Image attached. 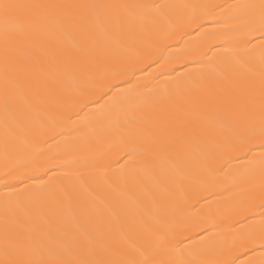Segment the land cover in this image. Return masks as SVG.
<instances>
[{
  "label": "snow or ice",
  "instance_id": "snow-or-ice-1",
  "mask_svg": "<svg viewBox=\"0 0 264 264\" xmlns=\"http://www.w3.org/2000/svg\"><path fill=\"white\" fill-rule=\"evenodd\" d=\"M172 7L157 3L68 4L45 0H0V78L4 84L5 112L10 113V106L16 104L37 111L40 105L46 104L44 94L49 91L50 82L63 85L65 77L83 90L80 97L72 102V107L83 111L89 102L98 104L105 96L111 101L116 93L111 96L109 93L118 88L114 81L124 72L116 71L109 75L89 67L90 61L101 56L97 34L102 35L105 44L123 48L124 41L113 40L114 34L135 33L137 28L154 29L156 39L163 42L168 37L156 29V25L160 20L173 23L165 14V10ZM184 7L192 8L193 14L187 21L176 20L175 26L190 27L195 24L194 30L202 32L203 25L199 23L201 15L197 9L205 6ZM227 8L233 11L225 23L228 20L242 22L239 28L234 29L242 31L243 35L242 47L234 57L235 63L250 71L259 61L258 88L254 80H249L248 86L242 89L223 82L210 87L205 81L219 69L211 63L212 58L205 63L194 49L164 57L157 55L163 51L157 46L147 53L144 59L160 67L196 56L197 63L202 64L206 71L200 74L201 82H193L190 73L171 82L175 91L169 94L165 89L166 94L170 100L175 101L179 97L182 101L174 107L160 103V97L150 89L142 98L144 111L135 117L139 125L136 142L122 145L104 165L92 164V169L110 183L120 199L129 198L130 183L150 191L143 185L142 178H152L161 192L171 189L160 181V176L169 177L174 187H183L178 178L182 174L176 142L192 151L203 152L193 132L205 107L218 108L226 104L229 109L227 118L232 121L229 127L231 136L226 137L225 144L215 145L216 151L240 152L242 155L237 159L247 157L252 163L258 161L264 172V0L228 5ZM74 32L80 35L81 42L75 50H71L64 46L63 41L70 39ZM165 47L170 48L171 45ZM211 47L209 45V50ZM151 63L147 66L151 67ZM91 95H95L96 99L92 100ZM216 123L221 128L228 126L224 118L218 117ZM9 132L15 135L11 129ZM216 151L205 154L206 165L215 158ZM57 168L62 171L57 172ZM109 170L111 177L107 175ZM32 171L45 175L52 172V175L47 181L40 179L34 191L29 190L31 186L25 181L37 179L35 176L23 173L13 176L25 185L19 190L5 183L9 191L4 195L0 264H264V213L258 223L247 216L243 218L247 223L236 221L240 224L237 232L241 243L238 247L244 255L252 253L244 260L215 241L216 233L212 229L219 225L214 218H200L199 210L185 214L168 213L161 208L157 223L166 220V226L151 229L144 243L129 253L117 250L108 240V225L87 213L77 215L73 211L74 197L61 183V177L78 184L85 191L87 182L70 155L66 159L49 157L40 160ZM172 172L176 173V177H170ZM5 175H12V172L6 171ZM57 192L63 193L65 199L60 200ZM50 199L61 210L55 222L44 211ZM261 207H264V201ZM197 236L199 239L195 240ZM236 246L234 242L232 247ZM257 247L261 249L258 254ZM117 255L121 258H116Z\"/></svg>",
  "mask_w": 264,
  "mask_h": 264
},
{
  "label": "bare ground",
  "instance_id": "bare-ground-1",
  "mask_svg": "<svg viewBox=\"0 0 264 264\" xmlns=\"http://www.w3.org/2000/svg\"><path fill=\"white\" fill-rule=\"evenodd\" d=\"M45 2L171 5L174 7L166 9L165 14L173 23L160 20L156 25V29L168 37L163 42L156 39L154 29L137 28L135 33L114 34L113 40L124 41L123 48L105 44L102 35L98 33L101 56L90 61L89 67L93 71L109 75L122 71L124 75L114 81L118 88L112 89L109 93V96L116 93L111 101L105 96L98 104L89 102L83 111L78 107H72V102L80 97L83 90L65 77L63 85L55 81L50 82L49 91L44 94L46 104L40 105L37 111H32L23 104H16L10 106V113H6L3 104L4 84L0 78V239L4 229V195L9 191L5 183L19 190L25 185L13 179V176L21 173L35 176L37 179L25 181L31 186L29 190L34 191L40 179L47 181L52 175V172L45 175L43 172L32 171L39 161L49 157L66 159L70 155L87 182L85 191L78 184L61 177V183L74 197L73 211L77 215L87 213L93 219L108 225V240L117 250L131 253L134 247L144 243V239L151 234V229L165 227L166 220L157 223V216L163 208L168 213L185 214L199 210L200 218H214L219 225L212 229L216 233L215 241L223 244L233 254L239 255L241 260L251 256V252L244 255L238 247L241 243L237 232L240 224L236 221L247 223L248 221L243 219L245 216L254 222L260 221L261 214L264 213V207H261L264 201V172L261 171L258 161L252 163L247 157L237 159L242 155L240 152L216 151L215 145L225 144L226 137L231 136L229 127L232 121L227 118L229 109L226 104L218 108L205 107L198 116L193 135L203 152L192 151L188 146L176 142V151L180 154L178 163L182 175L178 178L183 185L181 188L172 186L169 177L160 176V181L168 184L171 189L169 192H161L152 178H142L143 185L150 191L146 192L138 185L130 183L129 198L120 199L110 183L92 169V164L102 166L120 150L122 145L136 142L139 125L135 117L144 111L142 98L150 89L160 97V103L174 107L176 103L182 101L179 97L175 101L170 100L165 89L169 94L174 93V84L171 82L175 78L190 73L193 82H201L200 74L206 69L197 63L196 56L186 57L171 65L165 64L164 67L145 60L144 56L157 46L163 49L157 55L164 57L186 49H194L205 63L212 58L211 63L216 65L219 71L211 73L205 81L210 87L223 82L242 89L248 86L249 80H254L258 88L259 61L257 60L249 71L234 60L243 41L242 31L234 29L239 28L242 22L228 20L225 23V20L233 11L227 8L228 5L259 3V0H45ZM186 5L205 6L197 9L201 15L199 23L203 25L202 32L199 29L194 30L195 24L190 27L175 26L176 20L187 21L192 16L193 9L184 7ZM213 33L220 35H208ZM63 42L66 48L75 50L81 42V37L74 32L70 39L65 38ZM165 45L171 47L166 48ZM209 45H212L210 50ZM149 63L151 67L147 66ZM161 72L164 74L161 75ZM90 98L95 100L96 96L91 95ZM218 117L224 118L228 126L218 127L216 123ZM9 129L15 135L10 134ZM209 151H216V156L206 165L205 154ZM251 155L250 153L249 156ZM256 155H259L258 148ZM6 171H11L12 175L6 176ZM56 171L61 172L62 169L57 168ZM107 175L111 177V170ZM170 177H176V173H170ZM56 195L60 200L65 199L63 193L57 192ZM12 199L14 200L15 196ZM44 211L55 222L61 210L57 208L56 202L50 199ZM194 239L198 240L199 237ZM234 242L236 247H232ZM260 251L261 249L257 247V254ZM116 258L121 257L117 255Z\"/></svg>",
  "mask_w": 264,
  "mask_h": 264
}]
</instances>
